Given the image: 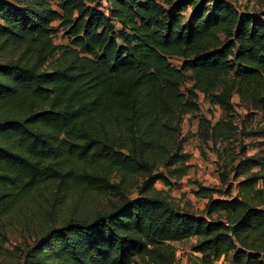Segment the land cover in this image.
I'll return each mask as SVG.
<instances>
[{"label":"trees","instance_id":"16d2710c","mask_svg":"<svg viewBox=\"0 0 264 264\" xmlns=\"http://www.w3.org/2000/svg\"><path fill=\"white\" fill-rule=\"evenodd\" d=\"M253 1L0 0V217L52 183L107 198L48 227L21 264H175L172 242L191 238L188 264H264V0ZM55 20L69 44L53 41ZM198 92L224 111L200 115L219 179L197 185L201 214L155 187L187 174L181 122Z\"/></svg>","mask_w":264,"mask_h":264},{"label":"rangeland","instance_id":"374dc122","mask_svg":"<svg viewBox=\"0 0 264 264\" xmlns=\"http://www.w3.org/2000/svg\"><path fill=\"white\" fill-rule=\"evenodd\" d=\"M53 8L59 10L58 0H49ZM162 1V0H159ZM239 10L255 11L257 9L253 0H228ZM101 8V7H100ZM190 8L187 9L189 12ZM59 20L53 21L52 25L57 31L53 41L57 44L67 45L70 40L64 33L62 27H58ZM169 62L179 66L181 59L170 56ZM192 83L191 74L186 72L182 78L181 89L184 90ZM197 103L199 112L186 114L181 122V136L186 138L183 143V153L187 154L185 164H188L187 174L180 179L172 178L170 185H164L157 181L155 187L168 193L169 197L179 205L182 210L201 214L205 199L195 196L194 191L198 184L205 186L219 185L216 168V154L203 143L198 136V124L200 115L211 120H216L223 115L224 111L218 106H210L198 92ZM233 110L240 116L236 119L238 123L246 113V109L240 103L239 97L235 94L232 98ZM262 119L260 113L255 114V120ZM246 120V126L250 124ZM255 124V122L253 123ZM264 126V120L262 122ZM250 140H245L249 142ZM256 148H249L248 153H253ZM41 185L37 188L34 197L23 202L12 213L0 217V264H21L23 258L32 245L34 239L48 227L62 223L71 215H85L99 210L107 203V198L83 189L72 188L65 192L62 183ZM64 193L65 196H62ZM131 196H135L132 192ZM195 238L182 242H172L175 249V264H188V258L193 254L191 245ZM214 264H227L221 257Z\"/></svg>","mask_w":264,"mask_h":264},{"label":"water","instance_id":"95a60500","mask_svg":"<svg viewBox=\"0 0 264 264\" xmlns=\"http://www.w3.org/2000/svg\"><path fill=\"white\" fill-rule=\"evenodd\" d=\"M233 227H234V225H229V228L231 230V234H232Z\"/></svg>","mask_w":264,"mask_h":264}]
</instances>
